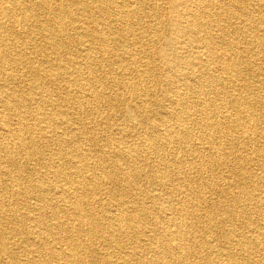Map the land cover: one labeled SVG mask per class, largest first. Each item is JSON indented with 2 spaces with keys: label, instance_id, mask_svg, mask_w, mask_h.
Listing matches in <instances>:
<instances>
[{
  "label": "bare ground",
  "instance_id": "bare-ground-1",
  "mask_svg": "<svg viewBox=\"0 0 264 264\" xmlns=\"http://www.w3.org/2000/svg\"><path fill=\"white\" fill-rule=\"evenodd\" d=\"M228 1L0 0L6 264H264V0ZM100 103L126 122L120 136L146 126L143 141L99 145L103 127L84 120H109ZM255 160L261 177L249 172ZM47 173L61 184L45 186ZM233 176L234 189L219 188ZM99 193L111 194L113 213Z\"/></svg>",
  "mask_w": 264,
  "mask_h": 264
},
{
  "label": "rangeland",
  "instance_id": "rangeland-1",
  "mask_svg": "<svg viewBox=\"0 0 264 264\" xmlns=\"http://www.w3.org/2000/svg\"><path fill=\"white\" fill-rule=\"evenodd\" d=\"M224 3H225V5L226 6H228V3H229V1L228 0H224ZM252 10H253V12H254V15H257V16H262V13H260L255 7H253L252 6ZM261 30H263V28H261L260 29V31H259V37L263 40V42H264V32L263 31H261ZM212 31H214L213 30V28H212ZM216 32V31H215ZM166 33H168V34H172V32H170V31H168V32H166ZM214 33V32H213ZM263 34V35H262ZM263 37V38H262ZM186 42V43H185ZM241 42H242V40H241ZM248 41L247 40H244L243 42H242V44H245V43H247ZM181 43H182V45L184 44V46H182V47H184V48H186L185 50H182L181 48H180V46H179V52L180 53H183V54H185V55H188L191 51V49L192 48H187L186 46H189V44H188V41H187V39H181ZM77 48H76V50H78V48H79V46H76ZM195 49H193L192 50V52L194 51ZM25 51L27 52V53H29V52H31V50L30 49H28V48H25ZM254 53H256V49H253V50H250L249 51V54H254ZM264 55V54H263ZM78 56H81V55H79L78 53H76V56L75 57H78ZM138 57V56H137ZM262 60H264V56H263V59ZM106 64V63H105ZM98 69H100V71H98V70H95V71H98L97 73H102V74H104V71H106L107 70V68L106 69H103V68H99L98 67ZM106 76V75H105ZM261 77V76H260ZM249 78H251L253 81H256L257 80V78H258V76H256V77H253L252 75H250L249 76ZM24 79L25 80H27L28 79V77H24ZM149 84V82H147V85ZM260 84V83H259ZM28 85L27 84H24L23 86H21L20 88L24 91H26L27 90V87ZM162 88L163 89H165V87L162 85ZM72 93V96H74V93L73 92H71ZM261 94L264 96V91L263 92H261ZM1 97V96H0ZM159 99H161V97H159ZM128 103H129V101H128ZM164 103H165V105H167V108H169L170 109V107H171V105H170V103H169V101H166V100H164ZM99 108H100V110L101 111H103L104 113H105V115L108 117V121H106V123H105V120H102V119H85L84 121L88 124V125H93V124H96V125H99L100 126V128L101 127H103V129H101V130H99V132L96 134V136L94 135V138L98 141V144L100 145V144H102L103 142H104V140L108 137V136H110L111 138H113L114 140H116V142L117 141H119V140H121V142L123 143V145H127V144H129V143H135L136 145H138V144H140L142 141H143V139H144V135H145V131L147 132L148 130H146V126H143V125H140V124H135V125H132L133 127V129L138 133L137 135L138 136H133V137H131V138H127V137H123L122 135L120 136L119 135V129H122L123 127H126V122L120 117V115H119V113L118 112H116V110H114V109H112L111 107H109L108 105H104V104H102V103H100L99 104V106H98ZM63 108V107H62ZM2 108L0 107V110H1ZM64 109H66V107H64ZM105 116V117H106ZM1 119V118H0ZM90 120V121H89ZM96 120H98V121H96ZM102 120V121H101ZM40 124H45V123H40ZM43 132V131H42ZM43 135H44V137H46V139H48L47 138V135L46 134H44V132H43ZM39 136H41V134H39ZM99 136V137H98ZM120 137H122V139H120ZM141 138V139H140ZM101 142V143H100ZM83 143V145L84 146H86L85 144H86V142H82ZM55 145H52L51 146V148H53V150H55ZM256 147V144L255 145H253V144H251L250 146H249V149H250V152L252 151V149L253 148H255ZM102 150H105L104 148H102ZM51 156H54V155H51ZM55 158H56V156H54ZM52 159V162H53V164H57V158L56 159H53V158H51ZM23 162H27V160H24ZM36 163V164H35ZM257 161L255 160L254 162H253V164L249 167V172L252 174V175H254V177H261V175H262V171L259 169V167L257 166ZM28 166L29 167H35V168H37L38 169V171H37V173L39 174V175H41V174H45V171H46V169L44 168L43 169V162H34V161H30L29 163H28ZM253 166V167H252ZM31 167V168H32ZM64 168H67V169H71V167L70 166H68V165H65L64 166ZM251 170V171H250ZM222 172H224V174L225 175H227V173H228V169L226 168V167H224L223 168V170H221ZM252 172H254V173H252ZM260 173V174H259ZM46 175H49L48 173L46 174ZM50 176H51V174L49 175V176H46L47 178H46V184H48V185H45V186H57L58 184L60 185L61 184V181H59L58 179L56 180V179H51L50 178ZM228 176V175H227ZM145 177V176H144ZM237 179V177H235L234 178V176L231 178V177H226V178H221L220 180H219V188H221V189H234V180H236ZM57 181V182H56ZM101 181V180H100ZM177 182H174V184H176ZM142 184H144L146 187H148V188H150V183L149 182H147L146 181V178H144L143 179V182H142ZM228 184V185H227ZM261 186H264V180H261V184H260ZM100 186H101V188L102 189H108L110 186H109V184H107V183H105V182H101V184H100ZM153 188L154 187H152V193H154V190H153ZM168 192V190H166L165 189V191H164V193H163V195L161 196V201H162V203L164 204V205H170V204H172V202L170 201V196H169V193H167ZM150 193V192H149ZM210 198H211V200L212 201H216V202H221L222 201V199H220L218 196H215V195H212V194H207ZM101 196V197H100ZM215 197V198H214ZM96 198L99 200V202H101V205H108V212H109V214H110V212L111 213H113V211L111 210V207H110V205H111V199L113 200V198L111 197V194L109 193V194H107V193H104V194H102V193H99L97 196H96ZM102 198H103V200H102ZM5 201H6V204H8V205H11V203H13L11 206L12 207H16V208H18V209H20V210H23V204H16L17 202H14V201H12V202H10V204H9V202H7L8 200L7 199H5ZM145 203H146V205L148 204V205H150V203L148 202H146V200H145ZM103 206H101V208L100 209H103L102 207ZM222 213V211H220L219 212V214H221ZM34 214V213H33ZM157 216H159V214H157ZM241 219V218H240ZM237 223V222H236ZM202 226H203V224H202ZM261 226H264V225H262L261 224ZM237 233H243V236H247L248 234V228L245 226V225H240V224H238L237 223ZM203 230L199 233V234H201V235H205L204 237H206V238H209V237H211V235L212 234H210V233H208L207 231H205L204 230V228H202ZM15 234H13V235H11L10 236V234H8V236L10 237V242L12 243L11 245H13L11 248H13V251H14V253L17 255V258L19 259V260H21V261H23V262H25V259L27 258V256L25 255V253L24 252H22V250H20L19 249V247H21L19 244H17V242H18V238H17V236H14ZM14 240H13V239ZM30 241H31V243L33 242L32 241V239L30 238ZM16 242V243H15ZM16 247H15V246ZM107 247H103V249H106ZM102 249V250H103ZM117 249H111V251H113L114 253H112V259H114V260H116V259H118L119 257H116V258H114V256H117L118 254H117V252L118 251H116ZM116 254V255H115ZM22 255V256H21ZM260 255H261V253L260 252H256V253H254V257L256 258V257H260ZM1 256V264H6L7 262H4V261H7L6 259H8V257L5 255V254H2V255H0ZM7 257V258H6ZM34 260H39L38 258H33ZM134 259H136V258H134ZM92 262V261H91ZM131 262L133 263V264H137V261L136 260H131Z\"/></svg>",
  "mask_w": 264,
  "mask_h": 264
}]
</instances>
